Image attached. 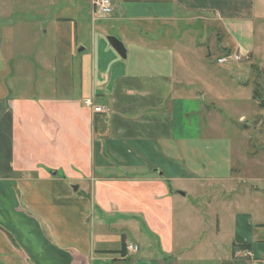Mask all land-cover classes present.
I'll return each instance as SVG.
<instances>
[{"label":"crops","instance_id":"1","mask_svg":"<svg viewBox=\"0 0 264 264\" xmlns=\"http://www.w3.org/2000/svg\"><path fill=\"white\" fill-rule=\"evenodd\" d=\"M75 2L0 0V264H264V165L235 176L190 69L203 32L251 54L264 0Z\"/></svg>","mask_w":264,"mask_h":264},{"label":"rangeland","instance_id":"2","mask_svg":"<svg viewBox=\"0 0 264 264\" xmlns=\"http://www.w3.org/2000/svg\"><path fill=\"white\" fill-rule=\"evenodd\" d=\"M56 1L61 5L76 4L75 0ZM91 2L93 3V0ZM255 24V50L249 55L229 53L238 54L241 57L240 61L226 65L218 64V58L228 55L224 54L220 48L219 31L216 32L217 34L215 32L200 33L199 43H203L204 47L197 49V57L192 55L190 60L191 79L197 80L195 83H198L205 93L204 114L208 118V111L216 112L217 118L214 116L208 118L213 123V127L210 132H206V137L213 142L219 141L222 147L226 146L224 142H231L235 167L239 171L243 170L241 173L238 171L235 176L240 177L241 174L245 177V186L250 184L260 186V182L252 184L247 180L249 176L246 173V167L255 166L257 175L263 177L260 169L264 165V108L260 107V104L264 106V20L257 21ZM159 31L163 32L164 28ZM212 31L216 29L213 28ZM218 198V195H213L214 206L209 213L210 219H213L215 211L219 209ZM189 199L193 202L196 196L191 195ZM225 202H227L226 206H229V199H225ZM201 204H204V201L200 203V206ZM211 224L215 226V221L205 223L204 227L210 230ZM180 225H178L179 228ZM183 226L187 225L183 224ZM230 228V225H226L225 231ZM116 243L121 246V238L118 236Z\"/></svg>","mask_w":264,"mask_h":264},{"label":"built area","instance_id":"3","mask_svg":"<svg viewBox=\"0 0 264 264\" xmlns=\"http://www.w3.org/2000/svg\"><path fill=\"white\" fill-rule=\"evenodd\" d=\"M93 14L98 17L109 16L113 12V0H93L92 3ZM241 60V57L238 54H228L218 58L217 62L220 65H226L233 62H238ZM232 61V62H231ZM84 105L87 108H91L94 113H101L104 111L103 107L96 106L94 99H85ZM139 248L137 245L132 243L126 244V251L132 254H136Z\"/></svg>","mask_w":264,"mask_h":264},{"label":"water","instance_id":"4","mask_svg":"<svg viewBox=\"0 0 264 264\" xmlns=\"http://www.w3.org/2000/svg\"><path fill=\"white\" fill-rule=\"evenodd\" d=\"M108 41L111 44V46L118 52V54L122 58L126 57V50H125V47L121 41H119L116 37H113V36H109ZM178 193L185 196V193H183L181 191H179Z\"/></svg>","mask_w":264,"mask_h":264},{"label":"trees","instance_id":"5","mask_svg":"<svg viewBox=\"0 0 264 264\" xmlns=\"http://www.w3.org/2000/svg\"><path fill=\"white\" fill-rule=\"evenodd\" d=\"M229 53H230V52H228V53H226V54H229ZM254 97H257V95H254ZM260 107H261V108H264L263 104H260ZM123 250H125V248H124Z\"/></svg>","mask_w":264,"mask_h":264}]
</instances>
